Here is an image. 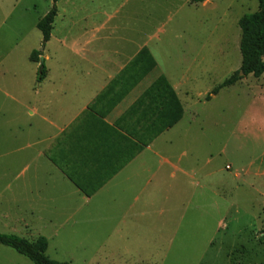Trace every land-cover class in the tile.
<instances>
[{
    "label": "rangeland",
    "instance_id": "374dc122",
    "mask_svg": "<svg viewBox=\"0 0 264 264\" xmlns=\"http://www.w3.org/2000/svg\"><path fill=\"white\" fill-rule=\"evenodd\" d=\"M128 1L58 0L52 38L41 49L36 23L52 8L53 0H0V93L9 91L15 78L16 92H31L39 66V60L29 61L33 50L45 58V77L55 79L58 88L65 79L87 76V67L80 73V63L65 54L60 43L79 37L84 27H94L101 10L113 14L106 29L113 30L115 37H127L137 46L150 34V48L142 49L139 56L150 69L158 66L162 75L157 82L178 80L188 71L210 70L199 83L188 85L191 98L183 101L181 122L157 135L151 152L145 153L150 172L158 176L150 194L137 202L124 196L120 207L133 203L134 210L122 218L113 209L112 194L100 193L94 204L103 209L91 215L97 221L142 224L143 232L130 236L135 243L127 246L129 252L132 249L125 255L130 264H262L264 77H242L210 96L239 69L237 23L257 10L258 0H206L199 5H185L183 0ZM109 46L105 43L104 50ZM51 90L46 81L40 92ZM165 158L171 165L164 163ZM250 163L255 165L252 172L263 176H250ZM18 171L12 170L7 182L15 184ZM159 187L165 197L154 191ZM46 255L54 259L51 250ZM0 264L32 263L0 245Z\"/></svg>",
    "mask_w": 264,
    "mask_h": 264
},
{
    "label": "crops",
    "instance_id": "0c3cea01",
    "mask_svg": "<svg viewBox=\"0 0 264 264\" xmlns=\"http://www.w3.org/2000/svg\"><path fill=\"white\" fill-rule=\"evenodd\" d=\"M183 4L192 3L183 0ZM98 12L94 27H84L79 37L60 43L65 54L78 60L80 73L87 67V76L65 79L59 88L55 79L51 82L46 76L37 83L35 76L31 92L25 95L16 92L15 78L9 91L0 93V233L30 242L42 237L46 252L51 250L52 260L59 262L130 264L125 255L132 249L129 252L127 246L135 244L130 236L143 232L142 224L97 221L91 214L103 209L94 204L100 193L112 194L113 209L122 218L134 210L133 203L120 207L124 196L137 202L150 194L152 180L158 176L150 172L145 153L151 152L156 140H150L149 134L165 102L158 101L154 107L155 96L148 91L162 72L157 65V71L150 69L139 56L142 49L150 48V34L149 41L135 46L133 40L115 37L113 30L106 29L113 14ZM105 43L109 50H104ZM208 74V69L188 71L178 80L166 79L183 112V101L191 98L188 85ZM46 81L52 90L42 93ZM163 161L170 164L167 158ZM254 167L250 163L247 173L263 176L253 173ZM12 170H19L15 184L7 182ZM162 189L154 191L165 197Z\"/></svg>",
    "mask_w": 264,
    "mask_h": 264
},
{
    "label": "trees",
    "instance_id": "16d2710c",
    "mask_svg": "<svg viewBox=\"0 0 264 264\" xmlns=\"http://www.w3.org/2000/svg\"><path fill=\"white\" fill-rule=\"evenodd\" d=\"M205 0H190L192 4H200ZM58 0H53L52 8L36 23V28L41 34L40 47L43 49L50 40V35L53 29V23L57 15L56 3ZM238 28L240 30L239 53H240V67L228 78L224 79L211 92L210 96L216 95L221 89L231 87L238 82L242 77L251 75L253 78L264 77V0H258V8L253 13L244 14L238 20ZM41 56L40 51L33 50L30 54L29 61L34 62L39 60ZM239 72L243 75L239 76ZM45 77V69L37 72L36 82L39 83ZM153 97L152 104L156 107L158 101H164L162 111L155 116L154 121L158 124L154 131L149 134V139L163 132V130L170 128L182 117V107L176 99L169 85L161 80L155 82L148 91ZM208 96V98L210 97ZM167 105V110L166 106ZM160 123V125H159ZM149 140V141H150ZM264 245V236L259 238ZM0 245L7 247L26 258L32 264H70L69 262H59L47 257V242L40 237L33 242L27 239L0 233ZM264 264V261L263 263Z\"/></svg>",
    "mask_w": 264,
    "mask_h": 264
},
{
    "label": "water",
    "instance_id": "95a60500",
    "mask_svg": "<svg viewBox=\"0 0 264 264\" xmlns=\"http://www.w3.org/2000/svg\"><path fill=\"white\" fill-rule=\"evenodd\" d=\"M44 68V57L40 56L39 57V66H38V71H41ZM243 74L239 72V76H242Z\"/></svg>",
    "mask_w": 264,
    "mask_h": 264
},
{
    "label": "built area",
    "instance_id": "2783aa9c",
    "mask_svg": "<svg viewBox=\"0 0 264 264\" xmlns=\"http://www.w3.org/2000/svg\"><path fill=\"white\" fill-rule=\"evenodd\" d=\"M227 168H229V167H227Z\"/></svg>",
    "mask_w": 264,
    "mask_h": 264
}]
</instances>
